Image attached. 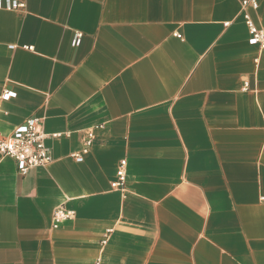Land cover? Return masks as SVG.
Wrapping results in <instances>:
<instances>
[{
  "label": "crops",
  "instance_id": "crops-1",
  "mask_svg": "<svg viewBox=\"0 0 264 264\" xmlns=\"http://www.w3.org/2000/svg\"><path fill=\"white\" fill-rule=\"evenodd\" d=\"M24 1L0 137L40 119L53 162L0 154V264H264V0Z\"/></svg>",
  "mask_w": 264,
  "mask_h": 264
},
{
  "label": "built area",
  "instance_id": "built-area-1",
  "mask_svg": "<svg viewBox=\"0 0 264 264\" xmlns=\"http://www.w3.org/2000/svg\"><path fill=\"white\" fill-rule=\"evenodd\" d=\"M249 5H252L255 10L258 9V4L254 0L243 2L244 7ZM0 9L10 12L22 11L26 9V2L24 0H6L5 2L0 0ZM244 19L251 34V42L260 44L264 48V30L258 29L249 15L245 14ZM79 38L80 36L78 35L76 42H78ZM11 95L10 93H5L1 99L7 100L11 98ZM47 137L43 130V122L40 119H29L10 136L0 137V154L14 159L18 172L25 176L31 170L48 166L53 162V158L45 143ZM54 137H57V135ZM93 138V133H90L86 141L87 148L83 151V154L88 153V147L92 145ZM83 154L76 153L72 157L81 163L83 162ZM126 167L127 162L122 161L117 171L118 180L112 184L113 188H123L127 178ZM74 217L75 212L67 210L64 206L59 207L54 212L53 228L57 229L61 223L74 219Z\"/></svg>",
  "mask_w": 264,
  "mask_h": 264
}]
</instances>
